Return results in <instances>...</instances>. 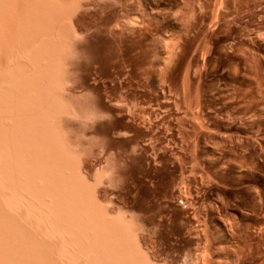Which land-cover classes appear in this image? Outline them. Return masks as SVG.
Segmentation results:
<instances>
[{"label": "rangeland", "instance_id": "obj_1", "mask_svg": "<svg viewBox=\"0 0 264 264\" xmlns=\"http://www.w3.org/2000/svg\"><path fill=\"white\" fill-rule=\"evenodd\" d=\"M1 1L2 0H0V11L2 9L1 14L7 16L4 17L2 15V17L0 15V18H2L0 19V28L2 27L0 31L5 30L3 32H0L1 35L3 34L0 37V44H5L2 45L3 47H5V49L0 47V50L2 49L1 51H3V54L0 52L2 54L0 58L2 57V60H5L3 62L0 59V63H2V65L0 64V73L4 72V74H0V79L3 77V75L6 74L3 77L5 80H0V95L2 96L0 98V100H2L0 102L2 104L0 105L2 106V108L0 107V116H5L0 118L1 122H3L1 123L2 125L0 124L1 129L3 127L2 131L0 129V135L2 133V139L5 138L4 140L0 139V144H2L0 145V149L2 147V149L0 150V153L2 154V156L0 154V161L2 160L1 163L3 164V166L5 165V168L3 170V166L0 163V169L2 170H0V173L2 172L0 176V183H2L0 184L2 186V188L0 186V195L1 193H5V195L0 196V198H4L5 196L7 197L2 200L4 202L1 201L2 198L0 199V217H2L0 220L5 219L3 220L4 222L0 221V224L2 225H0V228H2L0 229V234L2 235L4 232L6 236L3 237L4 235H0L1 238H3L0 239V241L4 240L5 242V244L4 242H1L0 244V251H3H1L2 253L0 252L3 256H0V263L9 264L11 260L10 264H18V261L19 264H22L20 262H23V264H39L41 262V264H57L58 262V264H66L72 261L73 258H71L70 255L74 256V253H76L77 249L79 252L75 255L74 260L76 259V261H72V264L87 263V261L86 263H83L85 262L84 260L89 259H84V257L87 256L81 257L84 260L80 259V262H78L79 259L77 258L79 253L83 252V250L87 248L85 247L82 250V247V251L80 252L79 245L86 246V244H88L87 249H89V246H92L95 250V247L101 246L99 244H96L97 246H95L94 243L93 245H91L92 243L90 244V242L88 241V237H86L83 232L84 230L85 232L88 229L90 230V226L88 225V228L86 225L88 223H85V220H88V222L90 223V218L85 220L82 218V216L85 218L86 212H88V217H90V212L87 211L88 209L86 208V205L92 203L90 201V203L87 201L90 200V197H93V193L91 192V190L93 191V189L90 187V184L87 183L85 177H83L85 176L83 175V168L85 167L83 165H86V162L84 161L87 159H96L93 171L96 170L94 172V176L96 177V181L98 180L97 182L100 184L98 185L97 183V187H99L98 189L107 187L109 191L114 192V194L109 195V197L107 196L105 203L104 201L102 202L104 204H102L101 201L100 204L99 202H96V205H98L97 208H100V212H107L108 215L105 214V217L110 218L112 216L111 219L105 218L106 220H108L106 223H104L105 228L108 225L113 226V229L109 226L112 234V230L115 229V233L116 231L118 234H120L121 231L123 232H121L120 234L122 235L121 237L124 238H122V245L124 244V247H120L122 245H120L121 243L119 244V247L122 249L121 252L125 250H123V248L128 246L127 248L129 250L126 248L125 252L127 251L126 254L129 256L131 255V258H135L136 263L264 264V253H262L264 252V0H116L118 1V3L116 2L117 4H114L115 0H84L89 1L90 3V6L85 9L87 11L86 15H88L85 19L86 21H83V24L84 22L85 24H82L84 26V32L86 31L85 33L88 34H83L81 37L77 34H82L83 30L82 33L76 34L72 29L73 27L71 26L72 24H70V20L68 21V19H70L68 16V12L70 11L67 10H70V7H68L67 5L73 0H62V2L66 1L67 4L65 5L64 3L63 5H61H65L66 7H68V9H64L62 6H60V3H62L61 0H28V2L27 0H21L20 2L19 0H3L5 2L2 1V3ZM7 1L11 6H9ZM23 1L26 3H24ZM78 1L74 0L73 5L77 6L78 3L82 2L83 0ZM74 2L77 3L75 4ZM16 3L18 6H15ZM50 3L54 4V6ZM45 6L49 7L46 9ZM104 6L106 8L110 6V8L108 9V12L110 13L106 11L108 13L107 14L105 11L104 13L102 12L103 10L101 11L102 7ZM57 7H62L64 10L61 9V11H59L58 9L60 8L57 9ZM6 8L7 11L5 10ZM13 8H15V12H13ZM24 10L27 13V17L30 18L31 16L33 20L32 21L30 18L31 23L28 22L29 24H27L29 18H26V13ZM99 10L101 12H99ZM42 11L43 13H39ZM55 11H58V15L56 16L55 14L57 12ZM5 12H10L11 14L9 13L8 15L5 14ZM44 12H46V14L48 13V15H46ZM50 12H53L55 14H51ZM59 12H62L61 14H64L61 16L64 18L62 19V22L60 20L61 17H59V19H56L59 16ZM16 13L18 14L16 15ZM109 14L112 16H110ZM51 15H54L56 18ZM105 15H107L108 17ZM44 16L46 17V19L47 17L54 18H49L50 20L47 19L49 20L48 24L47 21L43 20V18L45 19ZM19 17L21 18L19 19ZM24 18L27 19V21L24 20ZM52 19L57 21L59 20L60 22L53 21ZM5 20L7 23L5 22ZM14 20H16V22L20 20L21 22L19 21L15 25L16 22H14ZM23 21H25V23ZM32 23L33 25L31 26ZM60 23H62V29H59ZM8 24H10V26L14 25L15 27L11 26V28ZM23 24L31 30L28 31V29L24 27ZM45 24H48V26ZM55 24H58V26L56 27ZM37 25L38 27L41 25V28H38ZM42 25L44 26V28H46L42 29ZM29 26L32 28H29ZM16 27H19L20 29ZM52 27H56V33L51 32H55V30H52ZM24 28L26 29L24 30ZM47 28H49V30ZM8 29H10L11 31ZM21 30L23 33L21 32ZM41 30L44 34L41 32ZM8 31L12 32V34ZM48 31H50L51 36H49L50 34H46L49 33ZM5 32L7 33L5 34ZM39 32H41V34ZM58 32L61 34L62 39L60 38L61 36H58ZM7 34H9L11 37L9 38V35L7 36ZM32 35H34V37ZM45 35L47 40L45 39ZM36 36H38L37 39H35ZM52 36H55L57 38L55 39V37ZM22 38L25 39L21 40ZM6 39L8 42L6 41ZM33 39H35V41ZM60 41H64L63 43L65 44H63L62 42L60 44ZM33 42L37 43L34 44ZM54 42L56 43L54 44ZM78 45H80L81 48ZM19 46L20 48H18ZM51 46L55 47V49H52V51L49 50L53 48ZM15 47H17L18 51L19 49L21 50L19 54H17L18 51H14V49L17 50ZM56 47L58 48V51L60 49V52H56ZM3 49L6 51V53ZM13 51L16 54L13 53ZM30 51L31 53H29ZM48 51L51 52L50 55L48 54ZM53 51H55L57 54L60 53V58H63L62 61L59 57L57 58V55L54 57V54L56 53H54ZM25 53H28L29 57ZM12 54L13 56L11 57L13 58H10L9 56ZM21 57L22 59H19ZM34 58H36V60ZM58 62H60V64ZM10 65L11 67H8ZM4 67L9 69H5ZM12 67L13 69L11 70H13V72L10 70V68ZM14 68L17 71L14 72ZM17 68L20 69L18 70ZM6 71L11 74H7ZM31 73H33V75ZM12 75L15 79L12 77ZM18 76H20V78ZM54 77L55 80L53 79ZM43 78L45 79V81ZM12 79L19 80H16L15 82L12 81ZM6 83L9 85H15V83H17L19 86L15 85L12 87L10 85L9 90H12V92L10 93L7 89L8 85ZM31 85L32 87H30ZM60 87H62V89ZM2 89L4 92L2 91ZM19 89L22 90L19 91ZM47 90H49L50 92ZM57 91L59 94L57 93ZM13 93L17 94L14 96L12 95ZM7 94H11V96H8ZM21 95L22 97H24L22 98ZM12 96H14V98ZM101 96L104 97L105 101L110 103L111 106H114L116 110H121L119 112H123L125 114H129V116L135 117V119L140 122L139 124H141V126L144 125L143 127H145L146 130L150 128L148 129L149 131H146L145 129L142 130V132L137 131L138 134L136 135L137 132H127V130L120 128L121 122H118V124H120L118 125L116 124L117 121H114L111 118H98L99 120L97 121V123L95 122L97 118L94 119L95 121L91 120L90 117L93 116V114L91 113H93L94 111V103ZM5 97H7L8 99ZM56 99L57 101H55ZM7 101L8 103H5ZM9 103L10 106H12V109L11 107H9ZM199 103H201L200 105L202 107L199 105ZM4 109L5 114H8H4ZM257 111L259 112V114ZM12 115L17 116L13 117ZM7 116L9 118H7ZM20 117H22L23 119ZM19 120L23 122L21 123ZM93 123H96V125H99V123L103 125L105 131L104 135H94L91 132L90 129ZM144 123L146 124V126ZM44 124L46 125V127H44ZM113 124L118 126V129L115 128L116 126L113 127ZM148 125L150 126L147 127ZM17 127L19 129L21 128L22 131L18 130ZM16 129L17 131H15ZM9 131L11 134L9 133ZM13 131L15 132L12 133ZM4 132L5 134L7 133L6 136H9V138H11L10 140H7L9 138H6V136H4ZM17 134H19V136ZM15 135L20 141L16 137H13ZM63 135L65 138L63 137ZM21 137L24 141L21 140ZM14 140H16V142ZM11 141L14 142L12 143ZM13 145H15L14 149L12 147ZM19 145L23 146L24 149ZM253 145H257V147L260 149V154L262 156V160L260 163L258 162V155L255 154V152L257 153V151L254 150ZM141 146L146 147V150H148L146 151V153L153 159V163H155V169L153 172L154 176L151 178V180H144L145 182L141 178V173H143L144 171L143 159L141 158V153L139 152ZM3 147L4 149L8 148L5 150H8L9 153L8 151L6 152ZM15 147L17 150L15 149ZM4 152H6L7 154ZM12 153L15 156H12ZM17 154H21L20 156L23 158L19 157ZM36 154L40 157H37ZM29 155L30 157H28ZM8 158L10 159L7 161ZM13 158L14 160H12ZM32 159H36L34 160L35 162ZM18 160L21 161L19 162ZM14 161L16 162L14 163ZM17 161L19 164L17 163ZM41 163L45 164L43 165ZM261 164L263 166L262 168ZM42 168L45 171H48L45 172ZM62 169H65V171ZM80 169L83 172V176L81 175V172H78ZM18 170L19 172L24 170V173L21 172L22 174L20 175ZM55 171L57 173H55ZM7 175H10L8 176L10 179L13 177V181L9 180L6 177ZM233 176L237 178L235 179V183L233 181L234 185L230 184L234 178ZM2 178L3 180L6 179L5 183L7 182L8 185H4L5 183L3 182ZM41 178L42 181L40 180ZM49 178H51V180ZM15 179L18 181H16ZM43 179L45 180V182ZM53 179L55 180V182ZM7 180H9L10 182ZM11 181L14 183H12ZM63 181L65 182V184ZM142 181L144 182V184H142ZM243 181L249 182L246 183L245 186H243L241 184ZM25 184L27 186L26 188L31 189L30 191H25ZM3 185L4 187L10 186V192L12 191L10 193V196L12 197L13 195L15 199L11 197L9 198V189L7 187L4 188ZM13 185H15L16 187ZM261 185L263 186V189L262 187H259ZM73 186L74 188H77V193L79 191L78 194L80 195L81 193L82 196L76 197L75 193H73L76 189H74ZM13 188L15 189V192H19L14 193ZM171 188L173 190L175 189L174 191L176 192L177 196L175 197L173 202L175 203L176 201V204H180V211H177L173 208H170L169 210V206L166 204L168 200H171L169 195V190ZM20 189H23L22 192ZM33 190H35V192ZM41 192L44 195H47V192H51L53 194V197L56 193L55 196H57V198L54 197L56 201L54 199H51L53 198L51 197L52 195H49V198L51 197L50 199H48L46 195L45 196L48 199L47 202H50L51 204L55 201L57 205H54V203L52 204L53 206H51L50 204L47 205V202L45 201L44 203H42L45 196H43ZM20 193L24 198L23 200L22 196L19 195ZM27 193H30L31 198ZM71 193L75 196H73ZM26 194L28 196H26ZM70 194L72 197H69ZM18 195L20 197V200L17 197ZM59 196L61 197L59 198ZM65 196L68 197V200H70L69 202ZM32 197H36L35 200ZM74 197L80 198V200L82 198V202H80L79 199H77V201H79L83 205L81 206L80 203H78L79 205H76L77 202L76 204H73L75 203L74 201H76L73 200L75 199ZM7 198L8 200H10V202H7ZM26 198H30L29 200L32 199L33 201H30L32 204H28L30 202H28L29 200H27ZM25 199L27 201L26 203ZM41 199L42 201H40ZM51 200L54 201L52 202ZM37 201L39 203L41 202L42 204H38ZM57 201L58 203H61L58 204ZM19 202L21 203L19 204ZM14 203H16V207L18 206L17 208L13 207ZM123 203L129 204L130 210L127 211L126 209H124ZM9 204L11 208L8 207ZM43 204L45 205L43 206ZM71 204L73 206H71ZM90 205L88 206L90 207ZM35 206L38 208L35 209ZM75 206H78V209L80 208L81 213L77 214V212H74V210H77L74 208ZM79 206L85 208H81ZM103 206H105V208ZM58 207L61 209L59 210ZM32 209H34V212L32 211ZM42 209L46 210L47 212L44 211V213ZM62 209L65 212H63ZM81 209L87 210H83L82 212ZM24 210L26 212L32 211L31 213H34L35 217L30 215V213H26ZM35 210L36 213L40 215L39 217L38 214H35ZM48 210H50V213H48ZM51 210H53L52 212L54 214L51 212ZM69 211L71 212L72 217H70L71 214H67L69 213ZM186 211H189V214H187L188 216H185V214H183ZM237 211L242 212V216L237 213ZM61 212L63 214L66 213L64 214L65 216L68 215L70 218H72V220L69 217L64 218V215H62L65 220L69 218L70 221H73L74 223L77 219V223H81L82 225H76L80 226L82 229V232L79 235L81 236V234L83 233V235L80 237L83 244L80 241L79 237L74 238L76 239L77 243H80L79 245L77 244L79 248L75 247L76 251L73 249L75 244L73 242L72 243L74 245L70 243L71 241H74V239H71L68 236L69 233L66 232L68 233V235L66 234L67 237H65V235L62 236L63 233L65 234L64 229L68 226L70 221L66 220V222H64V219L60 220L59 218L62 214ZM74 213L77 215H75ZM56 214H58L59 217ZM116 214L119 215L116 216ZM130 214H133L134 218H130ZM103 215L104 214H102V216ZM41 216H43V219ZM77 216H79V218ZM6 220H9L10 223L12 221L14 222L10 225V223H8ZM54 220L57 223H60L59 225L54 223L59 227L62 226L63 223H65L64 228L60 227V229L64 232L61 233V235H55V237L53 236V229L50 225H47L49 224V222L50 224L51 222L53 224ZM71 223L69 225L70 227L68 226L70 229L75 226L74 224V226L71 225ZM84 223L86 228H84ZM107 223L109 224L106 226ZM54 224L53 228L55 226ZM16 227L18 228V231H15ZM3 228H5L4 231H2ZM8 228H10L11 230H7ZM12 228H15L14 231L16 234L14 233ZM60 229L56 228V231ZM81 229L78 228V231ZM47 230H51L53 233L51 231L48 232ZM74 230H76V228L72 229L71 231L75 232ZM5 231L7 233L11 232L12 235L5 233ZM107 231H109V229ZM107 231L105 230V232ZM255 231L261 237V241H254L250 239L251 233H256ZM17 232L19 236L17 235ZM57 232L55 234H57ZM78 233L75 232L76 235L73 233H71L70 235H75L74 237H76L78 236ZM44 234H48V236H45ZM107 234L108 232L104 234L103 239V245L106 246L105 250L108 247V244L106 245L105 243L110 242L108 241V238L111 237L112 239V237L114 236H110L109 234ZM8 235L11 236L10 239L14 243L10 242L11 240H9ZM16 235L19 239L16 238L15 240ZM136 235H144V238L148 242L149 252L146 249L144 250V248L140 247L141 243L140 240L138 242L137 239L139 237ZM50 236L52 237L50 238ZM59 236H61L62 238ZM115 236H118L117 239H121L119 235ZM84 237L87 238V241L83 239ZM6 238L8 239L5 240ZM13 238L15 241L13 240ZM105 238L107 239L105 240ZM83 240L86 242H84ZM91 240L92 239L90 238V241ZM119 240H117L118 243ZM6 241L9 244H6ZM131 241L134 242L132 243ZM66 242L68 243V245L65 244ZM2 243L4 244L6 250L3 247ZM15 243L17 246L15 245ZM18 243L21 244L18 245ZM25 243L27 244V247ZM115 243L117 242L115 241ZM115 243L111 242L109 244V247L112 244L115 245ZM138 243H140V245ZM22 244L24 248L22 247ZM30 244H34L32 248ZM125 244H127V246H125ZM6 245L8 246V248ZM40 245L42 248L40 247ZM34 246H37V250ZM252 246L254 247L251 249ZM18 247H20L21 249H18ZM92 247L91 250L93 249ZM58 248L60 250H58ZM99 248L100 250L97 249V252L101 257L98 256V253H96L98 254L96 257H100L101 259H103L102 256L104 255L102 254L104 253H100V251L104 250V247ZM12 250L15 252L13 253ZM20 250H24L23 253ZM62 250L63 252H61ZM67 250L69 252L71 251L70 254L67 252ZM91 250H89V253ZM112 250L113 247L112 249H109V251L107 250V252L109 253ZM5 251L9 253L10 256L9 254L8 256H5V254L7 255ZM11 251L14 255L11 253ZM64 251L65 253H67L65 254ZM129 251L131 253H128ZM16 252H21V255L19 256V254ZM27 252L28 254H30V256L27 254ZM85 252L84 255H87L88 252ZM112 252L115 253L114 250ZM59 253L60 255H62L59 256L60 258L57 256L59 255ZM89 253L88 256H90ZM16 254H18L19 257ZM33 254L34 257L32 256ZM67 254L69 256H65ZM109 254L105 253V256L109 258ZM122 254L120 253V255H118L120 256L119 258L127 257L125 254L124 256ZM149 254L155 256L156 260L154 262H151L153 261L152 259H148ZM80 255L83 256V254ZM138 255H140L141 259L138 257ZM260 256L262 257L260 258ZM6 257L9 262H7ZM11 257L14 258L11 259ZM15 257L18 259H20L21 257L23 261L21 259L16 260ZM31 257L33 259H31ZM68 257L71 258L70 261L68 260ZM106 257H104L105 260L107 259ZM116 257L117 256H114L113 259H115ZM36 258L38 259L36 260ZM66 258L68 259L66 260ZM131 258L125 259L124 261L122 259H119L121 262L123 261L122 263L119 261V264H123L126 260H129ZM91 259L93 260L94 258H90L89 260L91 261ZM113 259H111L112 261L108 259L105 261V263L103 262V260L102 264L113 262ZM63 260H65L66 263L63 262ZM97 260L99 261V258L95 259L93 261L94 263L92 264H96V262L98 263ZM145 260L147 261V263ZM15 261L16 263H14ZM90 261L88 262V264H91L92 261ZM99 263L101 264V260L99 261ZM130 264H133V262H131Z\"/></svg>", "mask_w": 264, "mask_h": 264}, {"label": "bare ground", "instance_id": "obj_2", "mask_svg": "<svg viewBox=\"0 0 264 264\" xmlns=\"http://www.w3.org/2000/svg\"><path fill=\"white\" fill-rule=\"evenodd\" d=\"M2 1H3V0H2ZM2 1H1V3H2ZM13 1H14V0H13ZM20 1H21V0H19V2H20ZM30 1H31V0H30ZM50 1H52V0H50ZM73 1H74V0H73ZM73 1H72V2H69V1H68L69 3H68L67 6L70 7V10H67V11H70V12H68V14H69L68 16H69V18H70V19H68V21L70 20L71 23H70V22H69V23L72 24V25H71V26L73 27L72 29H73L74 32L77 34V33H82V30H83V27H84L83 25L85 24V22H84V24H83V21H84V20L86 19V17L88 16V15H86V12H87V11H86L85 9H86L87 7L90 6V3H89V1H84V0H83L82 2L78 3L77 6H74V5H73ZM77 1H78V0H77ZM91 1H92V0H91ZM97 1H98V0H97ZM113 1H114V0H113ZM3 2H5V1H3ZM11 2H12V1H11ZM11 2H10V3H11ZM19 2H18V3H19ZM23 2H24V1H23ZM23 2H21V3H23ZM27 2H28V0H27ZM38 2H39V1H38ZM54 2H56V1H54ZM54 2H53V3H54ZM61 2H62V0H61ZM78 2H79V1H78ZM104 2H106V1H104ZM116 2L118 3V1L115 0L114 4H115ZM7 3H8V1H7ZM12 3H13V2H12ZM14 3H15V2H14ZM24 3H26V2H24ZM36 3H37V2H36ZM64 3H65V5L67 4V2L65 1V2L60 3V6H62ZM74 3L76 4L77 2H74ZM91 3H92V2H91ZM117 3H116V4H117ZM121 3H122V2H121ZM8 4H9V3H8ZM30 4H31V2H30ZM33 4H34V3H33ZM45 4H46V3H45ZM50 4L54 6V4H52V3H50ZM50 4H49V6H50ZM61 4H62V5H61ZM95 4H96V3H95ZM95 4H94V5H95ZM0 5H1V4H0ZM3 5H4V4H3ZM65 5L62 6V7H63L64 9H65V8L68 9V7H66ZM69 5H70V6H69ZM111 5H112V4H111ZM111 5H110V6H111ZM9 6H11V5L9 4ZM15 6H18L17 3H16ZM23 6H24V5H23ZM43 6H44V5H43ZM49 6H48V7H49ZM55 6H56V5H55ZM73 6H74V7H73ZM97 6H98V4H97ZM105 6H106V5H105ZM105 6L102 7V9H101V11L103 10V11H102L103 13H104V11H105V12H106V11L108 12V11H109L108 9L110 8V6H109L108 8H106L107 6H106V7H105ZM0 7H1V6H0ZM2 7H3V6H2ZM4 7H6V6H4ZM34 7H35V6H34ZM48 7L45 6L46 9H47ZM62 7H61V8H60V7H57V9L60 8V9H58V10L61 11V9H63ZM7 8H8V7H7ZM7 8L5 9L6 11H7ZM18 8H19V7H18ZM22 8H24V7H22ZM25 8H26V7H25ZM28 8H29V7H28ZM45 8H43V9H45ZM51 8H52V6H51ZM94 8H95V7H94ZM98 8H100V7H98ZM182 8H183V7H182ZM9 9H10V8H9ZM31 9H32V8H31ZM41 9H42V8H41ZM64 9H63V10H64ZM117 9H118V8H117ZM10 10H11V9H10ZM14 10H15V8H13V12L16 11V10H15V11H14ZM21 10H22V9H21ZM21 10H20V11H21ZM26 10H27V9H26ZM28 10H29V9H28ZM49 10H50V9H49ZM63 10H62V11H63ZM110 10H112V9H110ZM113 10H114V7H113ZM1 11H2V9H1ZM1 11H0V15L2 16L3 14H1ZM22 11H23V10H22ZM24 11H25V10H24ZM43 11H44V10H43ZM43 11H42V12H39V13H43ZM46 11H47V10H46ZM65 11H66V10H65ZM101 11L99 10V12H101ZM13 12H12V14H13ZM27 12H28V11H27ZM34 12H35V11H34ZM55 12H57V13H56V14L53 13V12H50V13H51V14H55V16L58 15V11H55ZM97 12H98V11H97ZM107 12H106V13H107ZM115 12H116V10H115ZM2 13H3V12H2ZM9 13H10V12H8V13L5 12V14H8V15H9ZM19 13H20V12H19ZM21 13H22V12H21ZM25 13H26V11H25ZM25 13H23V14H25ZM28 13H29V12H28ZM44 13L46 14V12H44ZM61 13H62V12H59V16H58V18H56L54 15H51V16H54L56 19H59V17H61L62 15H64V14H61ZM64 13H65V12H64ZM108 13H110V12H108ZM108 13H107V14H108ZM111 13H112V12H111ZM10 14H11V13H10ZM14 14H15V13H14ZM17 14H18V13H16V15H17ZM23 14H22V16H23ZM60 14H61V15H60ZM114 14H115V13H114ZM114 14H113V15H114ZM34 15H35V14H34ZM46 15H48V13H47ZM46 15H45V16H46ZM65 15H66V14H65ZM101 15H102V14H101ZM103 15H104V14H103ZM109 15H110V14H109ZM3 16H4V15H3ZM3 16H2V17H3ZM6 16H7V15H6ZM6 16H4V17H6ZM18 16H19V15H18ZM18 16H17V17H18ZM20 16H21V15H20ZM29 16H30V15H29ZM39 16H40V15H39ZM45 16H44V17H45ZM105 16H107V15H105ZM110 16H112V15H110ZM11 17H12V15H11ZM15 17H16V16H15ZM35 17H36V16H35ZM54 17H49V18H54ZM65 17H66V16H65ZM107 17H108V16H107ZM8 18H9V16H8ZM20 18H21V17H19V19H20ZM26 18H29V17H27V13H26ZM30 18H31V16H30ZM30 18H29L28 21H27V19L24 18V20L27 21V24L31 23L32 18H31V20H30ZM39 18H40V17H39ZM39 18H38V19H39ZM41 18H42V17H41ZM49 18L47 17V19H49ZM66 18H67V17H66ZM115 18H116V17H115ZM0 19H2V18H0ZM14 19H15V18H14ZM47 19H46V17H45V19L43 18V20L47 21V23H48L50 19H49V20H47ZM62 19H64V18H63V17L60 18L61 22L63 21ZM10 20H11V19H10ZM12 20H13V19H12ZM17 20H18V19H17ZM22 20H23V18H22ZM52 20H53V19H52ZM3 21H4V20H3ZM19 21H20V20H19ZM19 21H17V22H19ZM32 21H33V20H32ZM45 21H44V22H45ZM53 21H57V20H53ZM65 21H67V20H65ZM85 21H86V20H85ZM5 22H6V20H5ZM12 22H13V21H12ZM14 22H16V20H14ZM17 22L15 23V25L17 24ZM20 22H21V21H20ZM23 22L25 23V21H23ZM28 22H29V23H28ZM40 22H41V21H40ZM40 22H39V23H40ZM57 22H60V21L58 20ZM57 22H56V23H57ZM6 23H7V22H6ZM6 23H5V24H6ZM10 23H11V22H10ZM50 23H51V22H50ZM54 23H55V22H54ZM67 23H68V22H67ZM110 23H111V22H110ZM12 24H14V23H12ZM27 24H26V25H27ZM37 24H38V23H37ZM40 24H41V23H40ZM48 24H49V23H48ZM48 24H45V25L48 26ZM60 24H61V25H60ZM60 24H59V29H62V23H60ZM63 24H64V22H63ZM65 24H66V23H65ZM82 24H83V25H82ZM116 24H117V23H116ZM8 25L10 26V24H8ZM20 25H21V23H20ZM23 25H24V24H23ZM32 25H33V23L31 24V26H32ZM11 26H12V25H11ZM11 26H10V27H11ZM13 26H14V25H13ZM13 26H12V27H13ZM40 26H41V25H40ZM40 26H39V27H40ZM52 26H53V24H52ZM55 26L57 27L58 24H57V25L55 24ZM134 26H135V25H134ZM12 27H11V28H12ZM14 27H15V26H14ZM20 27H21V26H20ZM24 27H26V26L24 25ZM33 27H34V26H33ZM35 27H36V26H35ZM37 27H38V25H37ZM39 27H38V28H39ZM56 27H52V30H55ZM60 27H61V28H60ZM106 27H107V26H106ZM16 28L20 29L19 27H16ZM26 28H27V27H26ZM26 28H24V30H25ZM29 28H32V27L29 26ZM40 28H41V27H40ZM43 28H44V26L42 25V29H43ZM45 28H46V27H45ZM45 28H44V29H45ZM50 28H51V24H50ZM110 28H112V27H110ZM114 28H115V26H114ZM117 28H118V26H117ZM125 28H126V27H125ZM125 28H124V29H125ZM136 28H137V27H136ZM0 29H2V27H1ZM18 29H17V31H18ZM21 29H22V28H21ZM27 29H28V28H27ZM35 29H36V28H35ZM47 29L49 30V28H47ZM57 29H58V28H57ZM84 29H85V28H84ZM140 29H141V28H140ZM6 30H7V28H6ZM8 30H10V29H8ZM12 30H14V29H12ZM22 30H23V29H22ZM22 30H21V32H22ZM30 30H31V29H28V31H30ZM39 30H40V29H39ZM50 30H51V29H50ZM1 31L3 32V31H5V30H1ZM1 31H0V32H1ZM10 31H11V30H10ZM15 31H16V30H15ZM15 31H14V32H15ZM33 31H34V30H33ZM46 31H47V30H46ZM57 31H60V30H57ZM111 31H112V30H111ZM131 31H132V30H131ZM133 31H134V30H133ZM135 31H136V30H135ZM8 32H9V31H8ZM26 32H27V30H26ZM26 32H25V33H26ZM31 32H32V31H31ZM41 32H42V30H41ZM41 32H39V33L41 34ZM48 32H49V33H46V32H45V33H46V34H50V31H48ZM51 32L56 33V30H55V32H54V31H51ZM85 32H86V31H85ZM85 32H84V30H83V33H82V34H77V35H80V37H81L83 34H88V33H85ZM115 32H116V31H115ZM6 33H7V32H5V34H6ZM9 33L12 34V32H9ZM22 33H23V32H22ZM42 33H43V32H42ZM58 33H59V32H58ZM61 33H62V32H61ZM112 33H113V32H112ZM122 33H123V31H122ZM17 34H18V32H17ZM17 34H16V36H17ZM20 34H21V33H20ZM32 34H33V33H32ZM40 34H39V37H40ZM43 34H44V33H43ZM71 34H72V33H71ZM110 34H111V32H110ZM2 35H3V34H2ZM2 35L0 34V37H1ZM8 35H9V34H7V36H8ZM13 35H15V34H13ZM55 35H56V34H55ZM72 35H73V34H72ZM117 35H118V34H117ZM120 35H122V34H120ZM7 36H6V37H7ZM32 36L34 37V35H32ZM49 36H51V34H50ZM58 36H61V34L59 33ZM84 36H85V35H84ZM88 36H89V35H88ZM3 37H4V36H3ZM10 37H11V36L9 35V38H10ZM20 37H21V36H20ZM26 37H28V36H26ZM37 37H38V36H36L35 39H37ZM52 37H55V36H52ZM7 38H8V37H7ZM49 38H50V37H49ZM56 38H57V37H55V39H56ZM60 38L62 39V36H61ZM23 39H25V38H22L21 40H23ZM26 39H27V38H26ZM35 39H33V40L35 41ZM45 39H46V35H45ZM45 39H44V41H45ZM61 39H60V40H61ZM42 40H43V39H42ZM46 40H47V39H46ZM49 40H50V39H49ZM63 40H64V39H63ZM6 41H7V39H6ZM13 41H14V40H13ZM17 41H18V40H17ZM37 41H38V40H37ZM57 41H58V40H57ZM57 41H56V42H57ZM4 42H5V41H4ZM7 42H8V41H7ZM7 42H6V43H7ZM10 42H11V41H10ZM31 42H32V41H31ZM41 42H42V41H41ZM56 42H54V44H55ZM61 42H62V41H60L59 43L61 44ZM63 42H64V41H63ZM63 42H62V43H63ZM11 43H12V42H11ZM13 43H14V42H13ZM20 43H21V41H20ZM33 43L35 44V43H37V42H33ZM39 43H40V42H39ZM52 43H53V42H52ZM59 43H57V44H59ZM3 44H4V43H2V45H3ZM8 44H10V43H8ZM30 44H31V43H30ZM45 44H46V43H45ZM47 44H48V43H47ZM50 44H51V41H50ZM63 44H65V43H63ZM76 44H77V43H76ZM0 45H1V44H0ZM2 45H1L0 47H2V48L5 49V47H3ZM4 45H5V44H4ZM12 45H13V44H12ZM24 45H25V44H24ZM38 45H39V44H38ZM80 45H81V43H80ZM80 45H78V46L80 47ZM6 46H7V45H6ZM13 46H14V45H13ZM16 46H17V45H16ZM22 46H23V44H22ZM36 46H37V44H36ZM41 46H42V45H41ZM64 46H65V45H64ZM82 46H83V45H82ZM172 46H173V45H172ZM11 47H12V46H11ZM38 47H39V46H38ZM47 47H48V46H47ZM51 47H53V48H51V49H49V50L52 51V49H55L54 46H51ZM57 47H59V46H57ZM57 47H56V49H57L56 52H60V49H59V51H58V48H57ZM71 47H72V46H71ZM233 47H234V46H233ZM15 48L17 49V47H15ZM18 48H20V46H19ZM30 48H31V47H30ZM60 48H62V47H60ZM80 48H81V47H80ZM171 48H172V47H171ZM4 49H3V50H4ZM12 49H14V48H12ZM22 49H23V48H22ZM26 49H27V48H26ZM44 49H45V48H44ZM68 49H69V48H68ZM173 49H174V48H173ZM1 50H2V49H1ZM1 50H0V52L2 53L3 51H1ZM24 50H25V49H24ZM29 50H32V49H29ZM41 50H42V49H41ZM62 50H63V49H62ZM169 50H170V49H169ZM4 51H5V50H4ZM14 51L17 52L18 49H17V50L14 49ZM14 51H13V53H15ZM26 51H27V50H26ZM36 51H37V50H36ZM44 51H45V50H44ZM44 51H43V52H44ZM10 52H11V49H10ZM20 52H21V50L19 49V51L17 52V54H19ZM43 52H42V53H43ZM53 52L56 53L55 51H53ZM167 52H168V51H167ZM1 53H0V54H1ZM5 53H6V51H5ZM22 53H23V51H22ZM29 53H31V51H30ZM38 53H39V52H38ZM42 53H41V54H42ZM50 53H51V52L48 51V54H49V55H50ZM54 53H52V54H54ZM168 53H169V52H168ZM170 53H171V52H170ZM2 54H3V53H2ZM2 54H1L0 56H2ZM10 54H11V53H10ZM15 54H16V53H15ZM25 54H27V56H28V53H25ZM35 54H36V53H35ZM35 54H34V55H35ZM43 54H44V53H43ZM46 54H47V53H46ZM59 54H60V53H58V54H57V53L54 54V57L57 55V58H58V57L60 58V55H59ZM20 55H21V54H20ZM37 55H38V54H37ZM39 55H40V54H39ZM172 55H173V53H172ZM3 56H4V55H3ZM11 56H13V54L9 56L10 58H13V57H11ZM14 56H15V55H14ZM17 56H19V55H17ZM22 56H23V55H22ZM32 56H33V55H32ZM32 56H31V57H32ZM61 56H62V54H61ZM7 57H8V56H7ZM7 57H6V58H7ZM28 57H29V56H28ZM45 57H46V56H45ZM170 57H171V56H170ZM17 58H18V57H17ZM75 58H76V57H75ZM226 58H227V57H226ZM0 59L2 60L3 58L1 57ZM19 59H22V57L19 58ZM27 59H28V58H27ZM34 59L36 60V58H34ZM38 59H39V58H38ZM60 59H61V61H62L63 58L61 57ZM65 59H66V58H65ZM170 59H171V58H170ZM13 60H15V59H13ZM43 60H44V59H43ZM53 60H54V59H53ZM2 61L4 62L5 60H2ZM2 61H1V62H2ZM9 61H10V60H9ZM17 61H18V60H17ZM17 61H15V62H17ZM24 61H25V60H24ZM28 61H29V60H28ZM38 61H39V60H38ZM61 61H60V62H61ZM67 61H68V60H67ZM10 62H11V61H10ZM26 62H27V61H26ZM41 62H42V60H41ZM56 62H57V61H56ZM60 62H58V63L60 64ZM48 63H49V62H48ZM53 63H54V62H53ZM61 63H62V62H61ZM0 64L2 65V63H0ZM16 64H17V63H16ZM16 64H14V65H16ZM19 64H20V63H19ZM35 64H36V63H35ZM54 64H55V63H54ZM1 65H0V66H1ZM26 65H27V64H26ZM30 65H31V64H30ZM50 65H51V64H50ZM62 65H63V64H62ZM204 65H205V64H204ZM64 66H65V65H64ZM8 67H11V65L8 66ZM13 67H18V66H13ZM13 67L10 68V70L13 69ZM40 67H41V66H40ZM49 67H50V66H49ZM61 67H63V66H61ZM4 68H5V67H4ZM21 68H22V67H21ZM37 68H38V67H37ZM42 68H43V67H42ZM50 68H51V67H50ZM50 68H49V69H50ZM73 68H74V67H73ZM120 68H121V67H120ZM237 68H238V67H237ZM5 69H9V68H5ZM17 69L19 70L20 68H17ZM24 69H25V68H24ZM40 69H41V68H40ZM52 69H53V68H52ZM60 69H61V68H60ZM3 70H4V69H3ZM35 70H37V69H35ZM46 70H47V69H46ZM50 70H51V69H50ZM50 70H49V71H50ZM68 70H69V69H68ZM0 71H1V70H0ZM11 71L13 72V70H11ZM11 71H10V72H11ZM15 71H17V70H15V68H14V72H15ZM21 71H22V70H21ZM42 71H43V70H42ZM56 71H57V70H56ZM73 71H74V69H73ZM120 71H121V70H120ZM163 71H165V70H163ZM6 72H7V71H6ZM19 72H20V71H19ZM23 72H24V71H23ZM23 72H22V73H23ZM36 72H37V71H36ZM38 72H40V71H38ZM50 72H51V71H50ZM52 72H53V71H52ZM167 72H168V71H167ZM195 72H196V71H195ZM2 73L4 74V72H2ZM2 73H0V74H2ZM26 73H30V72H26ZM33 73H34V72H33ZM33 73H31V74L33 75ZM42 73H43V72H42ZM54 73H55V72H54ZM59 73H60V72H59ZM59 73H58V74H59ZM189 73H190V72H189ZM205 73H206V72H205ZM7 74H11V73L7 72ZM12 74H14V73H12ZM17 74H18V73H17ZM17 74H15V75H17ZM45 74H46V73H45ZM58 74H56V75H58ZM61 74H62V72H61ZM5 75H6V74H5ZM5 75H3V77H4ZM15 75H14V76H15ZM46 75H47V74H46ZM53 75H54V74H53ZM115 75H116V74H115ZM0 76H1V75H0ZM7 76H8V75H7ZM10 76H11V75H10ZM20 76H21V75H20ZM20 76H18V77L20 78ZM30 76H31V75H30ZM41 76H42V75H41ZM43 76H44V75H43ZM59 76H60V75H59ZM72 76H73V75H72ZM161 76H162V75H161ZM165 76H166V75H165ZM189 76H190V75H189ZM3 77L1 78L2 81H3V79H4ZM8 77H9V76H8ZM12 77H13V75H12ZM12 77H11V78H12ZM27 77H28V76H27ZM31 77H32V76H31ZM39 77H40V76H39ZM49 77H50V76H49ZM60 77H61V76H60ZM167 77H168V76H167ZM200 77H201V76H200ZM13 78H14V77H13ZM46 78H47V77H46ZM119 78H120V77H119ZM201 78H202V77H201ZM1 79H0V80H1ZM14 79H15V78H14ZM43 79H44V78H43ZM48 79H49V78H48ZM50 79H51V78H50ZM53 79L55 80V77H54ZM165 79H166V78H165ZM186 79H187V78H186ZM4 80H5V79H4ZM6 80H7V79H6ZM16 80H17V79H16ZM16 80H13V79H12V81H15V82H16ZM18 80H19V79H18ZM18 80H17V81H18ZM21 81H22V80H21ZM40 81H41V80H40ZM44 81H45V79H44ZM50 81H52V80H50ZM57 81H58V80H57ZM0 82H1V81H0ZM19 82H20V81H19ZM19 82H18V83H19ZM27 82H28V81H27ZM38 82H39V81H38ZM42 82H43V81H42ZM55 82H56V81H55ZM184 82H185V81H184ZM3 83H5V82H3ZM7 83H8V82H7ZM7 83H6V84H7ZM13 83H14V82H13ZM13 83H12V84H13ZM23 83H24V82H23ZM31 83H32V82H31ZM36 83H37V82H36ZM43 83H44V82H43ZM33 84H35V83H33ZM53 84H54V83H53ZM57 84H59V83H57ZM62 84H63V82H62ZM1 85H2V84H1ZM7 85H8V88H7V89L9 90V87H10L11 84H10V85L7 84ZM7 85H6V87H7ZM15 85H18V84L15 83ZM15 85H11V86L13 87V86H15ZM23 85H25V84H23ZM190 85H191V83H190ZM190 85H189V86H190ZM2 86H3V85H2ZM2 86H1V87H2ZM18 86H19V85H18ZM33 86H34V85H33ZM6 87H5V88H6ZM23 87H24V86H23ZM25 87H26V86H25ZM30 87H32V85H31ZM34 87H35V86H34ZM38 87H39V86H38ZM190 87H191V86H190ZM14 88H16V87H14ZM14 88H13V89H14ZM17 88H18V87H17ZM26 88H27V87H26ZM43 88H44V87H43ZM52 88H53V87H52ZM60 88L62 89V87H60ZM83 88H84V87H83ZM7 89H5V90H7ZM10 89H12V88H10ZM48 89H49V88H48ZM55 89H56V88H55ZM15 90H16V89H15ZM21 90H22V89H19V91H21ZM24 90H25V89H24ZM26 90H27V89H26ZM36 90H37V89H36ZM36 90H35V91H36ZM64 90H65V89H64ZM68 90H69V88H68ZM189 90H190V89H189ZM198 90H199V89H198ZM2 91H3V89H2ZM17 91H18V90H17ZM27 91H28V90H27ZM37 91H38V90H37ZM40 91H41V90H40ZM47 91H49V90H47ZM3 92H4V91H3ZM9 92L11 93L12 90H9ZM13 92H14V91H13ZM15 92H16V91H15ZM25 92H26V91H25ZM45 92H46V90H45ZM49 92H50V91H49ZM199 92H200V91H199ZM19 93H20V92H19ZM57 93H58V91H57ZM190 93H191V91H190ZM0 94H1V93H0ZM16 94H17V93H16ZM16 94L13 93L12 95L15 96ZM20 94H21V93H20ZM23 94H24V93H23ZM38 94H39V93H38ZM50 94H51V93H50ZM58 94H59V93H58ZM3 95H4V94H3ZM5 95H6V94H5ZM7 95H8V94H7ZM9 95L11 96V94H9ZM9 95H8V96H9ZM199 95H200V94H199ZM8 96H7V97H8ZM14 96H12V97L14 98ZM19 96H20V95H19ZM19 96H18V97H19ZM58 96H59V95H58ZM1 97H2V96L0 95V98H1ZM7 97H5V98H7ZM21 97H22V95H21ZM23 97H24V96H23ZM23 97H22V98H23ZM51 97H52V95H51ZM61 97H62V96H61ZM200 97H201V96H200ZM3 98H4V96H3ZM13 98H12V99H13ZM15 98H16V97H15ZM32 98H33V97H32ZM7 99H8V98H7ZM10 99H11V97H10ZM57 99H58V97H57ZM57 99H56L55 101H57ZM3 100H4V99H3ZM5 100H6V99H5ZM16 100H17V99H16ZM18 100H21V99H18ZM22 100H23V99H22ZM27 100H28V97H27ZM31 100H32V99H31ZM59 100H61V99H59ZM67 100H68V99H67ZM204 100H205V99H204ZM1 101H2V100H0V102H1ZM13 101H14V100H13ZM45 101H46V100H45ZM48 101H49V100H48ZM201 101H202V99H201ZM3 102H4V101H3ZM15 102H16V101H15ZM34 102H35V101H34ZM5 103H8V101L5 102ZM12 103H14V102H12ZM12 103H11V105H12ZM31 103H32V102H31ZM38 103H39V102H38ZM43 103H44V102H43ZM55 103H56V102H55ZM59 103H61V102H59ZM225 103H226V102H225ZM62 104H63V103H62ZM200 104H201V103H199V105H200ZM207 104H208V103H207ZM0 105H2V104L0 103ZM8 105H9V107H11V109H12V106H10V103H9ZM13 105H15V104H13ZM18 105H20V104H18ZM21 105H22V104H21ZM37 105H38V104H37ZM47 105H48V103H47ZM65 105H66V104H65ZM67 105H68V103H67ZM32 106H33V105H32ZM52 106H53V105H52ZM52 106H51V107H52ZM200 106H201V105H200ZM203 106H204V105H203ZM224 106H225V104H224ZM0 107L2 108V106H0ZM3 107H4V106H3ZM6 107H7V106H6ZM13 107H14V106H13ZM33 107H34V106H33ZM201 107H202V106H201ZM201 107H198V108H201ZM14 108H15V107H14ZM27 108H28V107H27ZM36 108H37V107H36ZM47 108H48V107H47ZM57 108H58V107H57ZM61 108H62V106H61ZM116 108H117V107H116ZM255 108H256V105H255ZM9 109H10V108H9ZM18 109H19V108H18ZM38 109H39V108H38ZM257 109H258V108H257ZM32 110H33V109H32ZM36 110H37V109H36ZM40 110H41V109H40ZM52 110H53V109H52ZM57 110H58V109H57ZM259 110H260V108H259ZM0 111H1V110H0ZM11 111H12V110H11ZM13 111H14V110H13ZM34 111H35V110H34ZM34 111H32V112H34ZM50 111H51V110H50ZM55 111H56V109H55ZM119 111H121V110H119ZM119 111L116 110V109L114 108V106H111L110 103H108L107 101H105V98L101 96L99 99H97V100L95 101V103H94V111H93V113H91V114H93V116L90 117V118H91V120H94V119L97 118L96 121L94 120L96 123H97V121H98L100 118H102V119H104L105 117H106V118H109V119L111 118L112 120L117 121V123L115 122L116 124H118V122H119V123L121 122V125H120V124H118V125L121 126L120 128H123V129L127 130V132H128V131H134V132H137V131L139 132V131H141V132H142V130L145 129V127H143L144 125L141 126V124H139L140 122H138V121L135 119V117L129 116V114H125V113H123V112H119ZM9 112H10V111H9ZM25 112H26V111H25ZM46 112H47V111H46ZM53 112H54V111H53ZM257 112H258V111H257ZM12 113H13V112H12ZM61 113H62V112H61ZM2 114H3V113H2ZM4 114H5V109H4ZM6 114H8V113H6ZM6 114H5V115H6ZM10 114H11V113H10ZM10 114H9V115H10ZM16 114H17V113H16ZM22 114H23V112H22ZM65 114H66V113H65ZM65 114H64V115H65ZM258 114H259V112H258ZM9 115H8V116H9ZM54 115H55V114H54ZM61 115H62V114H61ZM3 116H4V115L0 116V118L3 117ZM8 116H7V118H9ZM10 116H11V115H10ZM12 116L14 117L15 115H12ZM16 116H17V115H16ZM16 116H15V117H16ZM21 116H22V115H21ZM24 116H25V115H24ZM259 116H261V115H259ZM4 117H5V116H4ZM66 117H67V116H66ZM7 118H6V119H7ZM10 118H11V117H10ZM20 118H22V117H20ZM20 118H19V119H20ZM37 118H38V117H37ZM40 118H41V117H40ZM43 118H44V117H43ZM45 118H46V117H45ZM58 118H59V117H58ZM98 118H99V119H98ZM137 118H138V117H137ZM208 118H209V117H208ZM213 118H214V117H213ZM3 119H5V118H3ZM22 119H23V118H22ZM53 119H54V118H53ZM215 119H216V118H215ZM46 120H47V119H46ZM57 120H58V119H57ZM87 120H88V119H87ZM13 121H14V119H13ZM19 121H20V120H19ZM32 121H33V120H32ZM36 121H37V120H36ZM206 121H207V119H206ZM5 122H6V121H5ZM9 122H10V121H9ZM20 122H21V121H20ZM20 122H19V123H20ZM22 122H23V121H22ZM22 122H21V123H22ZM28 122H29V121H28ZM39 122H41V121H39ZM58 122H59V121H58ZM216 122H217V121H216ZM216 122H215V123H216ZM1 123H3V122H1V119H0V124H1ZM15 123H16V122H15ZM17 123H18V122H17ZM96 123H93V124L91 125V129H90L91 132H92L94 135H95V134H96V135H101V134L104 135L105 131H104L103 125L100 124V123H99V125H96ZM217 123H218V122H217ZM228 123H229V122H228ZM4 124H5V123H4ZM12 124H13V123H12ZM12 124H11V125H12ZM24 124H25V123H24ZM35 124H36V123H35ZM40 124H41V123H40ZM40 124H38V125H40ZM57 124H58V123H57ZM144 124H145V123H144ZM149 124H150V123H149ZM203 124H205V123H203ZM1 125H2V124H1ZM51 125H52V124H51ZM54 125H55V124H54ZM151 125H152V124H151ZM201 125H202V124H201ZM215 125H216V124H215ZM220 125H221V124H220ZM231 125H232V124H231ZM20 126H21V125H20ZM36 126H37V125H36ZM89 126H90V125H89ZM115 126H116V125L113 124V127H115ZM145 126H146V124H145ZM149 126H150V125H148L147 127H149ZM8 127H9V126H8ZM12 127H13V126H12ZM21 127H22V126H21ZM40 127H41V126H40ZM44 127H46L45 124H44ZM47 127H48V126H47ZM117 127H118V126H116L115 128L118 129ZM147 127H146V128H147ZM200 127H201V126H200ZM206 127H207V126H206ZM4 128H6V127H4ZM17 128H18V127H17ZM22 128H23V127H22ZM0 129H1V127H0ZM2 129H3V127H2ZM2 129H1V131H2ZM52 129H53V128H52ZM148 129H150V128H148ZM148 129H147V130H148ZM5 130H6V129H5ZM7 130H8V129H7ZM18 130H21V128H20V129L18 128ZM55 130H56V129H55ZM119 130H120V129H119ZM145 130H146V129H145ZM147 130H146V131H147ZM15 131H17V129H16ZM15 131H13L12 133H14ZM21 131H22V130H21ZM48 131H49V130H48ZM56 131H57V130H56ZM148 131H149V130H148ZM196 131H197V130H196ZM6 132H7V131H6ZM18 132H19V131H18ZM23 132H24V131H23ZM30 132H31V131H30ZM57 132H58V131H57ZM59 132H60V131H59ZM138 132L136 133V135L138 134ZM9 133H10V131H9ZM16 133H17V132H16ZM20 133H21V132H20ZM32 133H33V132H32ZM42 133H43V132H42ZM47 133H48V132H47ZM113 133H114V132H113ZM145 133H146V132H145ZM147 133H148V132H147ZM196 133H197V132H196ZM4 134H5V132H4ZM6 134H7V133H6ZM6 134H5L4 136H6ZM10 134H11V133H10ZM10 134H9V135H10ZM30 134H31V133H30ZM60 134H62V133H60ZM125 134H126V132H125ZM134 134H135V133H134ZM139 134H140V133H139ZM199 134H200V133H199ZM1 135H2V133H1ZM1 135H0V136H1ZM17 135L19 136V134H17ZM21 135H22V134H21ZM136 135H135V136H136ZM32 136H33V135H32ZM58 136H59V135H58ZM101 136H102V135H101ZM105 136H106V135H105ZM7 137L9 138V136H6V138H7ZM13 137H16V138H17L16 135L13 136ZM48 137H49V136H48ZM63 137H64V135H63ZM21 138H22V137H21ZM21 138H20V139H21ZM64 138H65V137H64ZM0 139H2V136H1ZM4 139H5V138H3L2 140H4ZM10 139H11V138H9V139H7V140H10ZM17 139H18V138H17ZM24 139H25V138H24ZM27 139H28V138H27ZM115 139H116V138H115ZM134 139H135V138H134ZM12 140H13V139H12ZM18 140H19V139H18ZM21 140L24 141L23 138H22ZM59 140H60V139H59ZM62 140H63V139H62ZM14 141L16 142V140H14ZM14 141H13V142H14ZM19 141H20V140H19ZM19 141H17V142H19ZM22 141H21V142H22ZM27 141H28V140H27ZM27 141H26V142H27ZM37 141H38V140H37ZM0 142H1V141H0ZM5 142H6V141H5ZM7 142H10V141H7ZM11 142H12V141H11ZM13 142H12V143H13ZM42 142H43V141H42ZM22 143H23V142H22ZM47 143H48V142H47ZM14 144H15V143H14ZM20 144H21V143H20ZM55 144H56V143H55ZM136 144H137V143H136ZM252 144H253V143H252ZM0 145H2V144H0ZM6 145H7V143H6ZM15 145H16V144H15ZM15 145L12 146L13 149H14V146H15ZM21 145H22V144H21ZM3 146H4V145H3ZM16 146H17V145H16ZM19 146H20V145H19ZM33 146H34V145H33ZM4 147H5V146H4ZM4 147H3V149H4ZM12 147H11V148H12ZM20 147L23 148V146H20ZM20 147H19V149H20ZM67 147H68V146H67ZM114 148H115V147H114ZM253 148H254L255 151H257V153H256L255 151H254V152H255V154L258 155V162L260 163L261 160H262V156H261V154H260V149L257 147V145H253ZM1 149H2V147H1ZM1 149H0V150H1ZM5 149H8V148H5ZM5 149H4V150H5ZM15 149H16V147H15ZM23 149H24V148H23ZM23 149H22V150H23ZM94 149H95V148H94ZM11 150H12V149H11ZM16 150H17V149H16ZM33 150H37V149H33ZM48 150H49V149H48ZM5 151H6V150H5ZM7 151H8V150H7ZM7 151H6V152H7ZM20 151H21V150H20ZM146 151H148V150H146V147H142V146H141V148L139 149V152H140L141 154L138 152V153L141 155V158L143 159V166H144L143 168H144V171H145V172L143 171V173H141V174H142V175H141V178L143 179V181H144V180H147V179H148V180H151V178L154 176L153 172H154V169H155V165H154L155 163H153V159H152L150 156H148V154L146 153ZM6 152H4V153H6ZM10 152H11V151H10ZM14 152H15V151H14ZM21 152H22V151H21ZM8 153H9V151H8ZM25 153H26V152H25ZM30 153H31V152H30ZM32 153H33V152H32ZM39 153H40V152H39ZM44 153H45V152H44ZM104 153H105V152H104ZM0 154H1V153H0ZM6 154H7V153H6ZM10 154H11V153H10ZM14 154H16V153H14ZM34 154H35V153H34ZM56 154H57V153H56ZM17 155H18L19 157H21V156H20L21 154H20V155L17 154ZM25 155H26V154H25ZM27 155H28V154H27ZM31 155H32V154H31ZM38 155H39V154H38ZM257 155H256V157H257ZM1 156H2V154H1ZM12 156H15V155H13V153H12ZM36 156H37V154H36ZM42 156H43V154H42ZM5 157H6V156H5ZM8 157H9V155H8ZM28 157H30V155H29ZM37 157H40V156H37ZM47 157H48V156H47ZM54 157H55V156H54ZM57 157H58V156H57ZM2 158H3V157H2ZM21 158H23V157H21ZM32 158H33V157H32ZM45 158H46V155H45ZM81 158H82V157H81ZM81 158H80V159H81ZM155 158H156V157H155ZM9 159H10V158H8L7 161H8ZM29 159H30V158H29ZM39 159H40V158H39ZM60 159H61V158H60ZM62 159H63V158H62ZM64 159H65V158H64ZM82 159H83V158H82ZM12 160H14V158H13ZM15 160H16V159H15ZM32 160H33V159H32ZM34 160H36V159H34ZM34 160H33V161H34ZM37 160H38V159H37ZM47 160H48V159H47ZM52 160H53V159H52ZM52 160H51V161H52ZM54 160H55V159H54ZM95 160H96V159H95ZM95 160H93V159H87V160L84 161V162H86V165H83V166H85V167L83 168V172H84L83 175H85V176L82 175L83 172H82L81 169H80L78 172H81V175H82L83 177H85L87 183L90 184V187L93 189V191L91 190V192L93 193V194H92L93 197H90V198H89L90 200L87 201V202L90 201V202H92V203L89 202L91 205L87 203L88 205H90V207H89L88 205H86V206H87L86 208H87L88 210H87V209H83V210H87V211L90 212V214H89L90 217H88V212H86V211H84V212H86V216H85V218L82 216V218H83L84 220L90 218V219H89L90 223L88 222V220H85V223H88V224H86L88 228H89V226H90L91 233H90V230H89V229H88V230H89V234H88V230L86 229V230H87L86 232H87L88 235L86 234L85 230H84L83 232H84V235H85L86 237H88V241L90 242V244L92 243L91 245H93V243H94L95 246H97L96 244H99V245H101V246L98 245L99 247H101V248L104 247V248H103L104 250H101V251H100V253H101V252L104 253V254H102V255H104V256H102L103 259L100 258L101 256H100V254L97 252V251H98L97 249L100 250L99 247H95V246H94V247L96 248V250H95L92 246H89V249H87V248H88V244H86V246H85V245H83V246L81 245V246H80V245H79L80 243H79V242L77 243L76 239H74V238H77V237H79V239H80V237L83 235V233L81 234V236L79 235V234L82 232V229H81L80 226H76V225H79V224L81 225V223H79V224L77 223V219L75 220L74 223H73V221H70V219L72 220V218H70V217H72V214H71L70 211H69V213H67L68 215L71 214L70 217H69L68 215L65 216L64 214H66V213L63 214V213L61 212L62 214L60 215V218H59V219L62 220V219H64L65 217H69L70 219L68 218V219H66V220H69L70 223L72 222L71 225H73V224L75 225V226L73 225V226L76 228V230H74V231H75L76 233L79 232V233L77 234L78 236L74 237L76 234H75V232H72L71 230H72V229H75V228H74L73 226H71V227H73V228L70 229V228H69V227H70V226H69L70 223L68 224L69 227L66 225L67 227L64 229L65 234L63 233L64 231H62V230L60 229V227H61V228H64V226H65V225H64L65 223H63L62 221H61V222L63 223V225L61 224L62 226H60V227H59V226H56V225L54 224V223H56L57 225L60 224V223H57V222L55 221L56 219L54 220L55 222L53 221V224L55 225V226H54L55 231H54V228H53V224H52V222H51V224H50V222H49V224H47V225H48V226L50 225L51 228L53 229L52 231L54 232V235H53L54 237H55V235H56V236L61 235V233H63L62 236L65 235V237H67L66 234L68 235V233H69L68 236H69L71 239H74V241H71V240H70V241H71L70 243L73 242V243L76 245V246H75V245L72 243V244L74 245L73 249H74L75 251H76L75 247H76V248L78 247L77 244H78L79 247H80V248L78 247L79 250H80V252H81L85 247H87V248L85 249L86 252H85V250H83V252L79 253V255H80V254H83V256L80 255V258H79V255H78V258L76 257L77 259H79V261L77 260L78 262H80V259H83V258H81V257L87 256V257H84V259H85V258H86V259H87V258H89V259H90V258H94L93 260L91 259L92 262L88 259V260L91 262V264L94 263L93 261H94L95 259H98V258H99V261L101 260V264H102V261H103V260H104L103 262L105 263L106 260H108V259L111 260V259L114 258V256H117L115 259H113V260H114V261H113L114 263H113V262H107V264H111V263H112V264H119V261H120L119 259H122V260L124 261L125 259L131 258L132 256L130 255V256H131V257H130L129 255L126 254L127 251L125 252L126 248L128 247L127 244H125V246H127V247L123 248V250H124V249H125V250L121 252L122 249H121L120 247H124V246H123L124 244L122 245V241H123L124 238L121 237L122 235H120L122 231L120 232V234H118L117 231H116V233H115L114 231H115L116 229H115V230H112V229H113V226L108 225L109 223H107L106 226L108 225L107 227H108L109 231H110L109 226L112 227L111 230L113 231V234H112L111 231H110L111 233H110L109 231H107L108 229H107V227L105 228V224H104V223H106V222L108 221V220L105 219V218H108V217H105V214H107V212H104V211H101V212H100V208H99V207L97 208L98 205H96V202H99V204H100V201H101V203L104 201V203H105V200H106L107 196L109 197V195L114 194V192H113V191H109V189H108L107 187H106V188L103 187V188L98 189V188H99V187H97V183H98L97 181H98V180L96 181V179H95L96 177L94 176V172H95L96 170L93 171V168H94V166H95ZM252 160H253V158H252ZM1 161H2V160H1ZM1 161H0V163H1ZM18 161H19V160H18ZM18 161H17V163H18ZM20 161H21V160H20ZM20 161H19V162H20ZM44 161H45V160H44ZM59 161H60V160H59ZM59 161H58V162H59ZM61 161H62V160H61ZM5 162H6V161H5ZM12 162H13V161H12ZM12 162H11V166H12ZM15 162H16V161H14V163H15ZM34 162H35V161H34ZM42 162H43V159H42ZM46 162H47V161H46ZM69 162H70V161H69ZM256 162H257V161H256ZM3 163H4V162H3ZM22 163H23V162H22ZM73 163H74V162H73ZM73 163H72V164H73ZM79 163H80V162H79ZM79 163H78V164H79ZM262 163H263V162H262ZM1 164H2V163H1ZM5 164H7V163H5ZM18 164H19V163H18ZM18 164H17V165H18ZM29 164H30V163H29ZM29 164H28V165H29ZM39 164H40V163H39ZM41 164H43V163H41ZM44 164H45V163H44ZM44 164H43V165H44ZM52 164H54V163H52ZM82 164H85V163H82ZM82 164H81V165H82ZM13 165H14V164H13ZM15 165H16V164H15ZM25 165H26V164H25ZM2 166H3V164H2ZM4 166H5V165H4ZM4 166L2 167L3 170H4V168H5ZM8 166H9V165H8ZM8 166H7V167H8ZM19 166H20V165H19ZM21 166H22V165H21ZM23 166H24V165H23ZM64 166H65V165H64ZM0 167H1V165H0ZM17 167H18V166H17ZM42 167H43V166H42ZM47 167H48V166H47ZM72 167H73V166H72ZM79 167H80V166H79ZM262 167H263V166H262V164H261V168H262ZM43 168H44V167H43ZM43 168H42V169H43ZM95 168H96V167H95ZM7 169H8V168H7ZM22 169H23V168H22ZM73 169H74V168H73ZM229 169H230V168H229ZM0 170H1V169H0ZM13 170H14V169H13ZM31 170H32V169H31ZM38 170H39V169H38ZM40 170H41V169H40ZM43 170H44V169H43ZM54 170H55V169H54ZM59 170H60V169H59ZM62 170L65 171V169H62ZM1 171H2V170H1ZM9 171H10V168H9ZM20 171H21V170H20ZM23 171H24V170H23ZM23 171H21V172L24 173ZM44 171H45V170H44ZM47 171H48V170H47ZM47 171H45V172H47ZM52 171H53V170H52ZM52 171H49V172H52ZM56 171H57V170H56ZM56 171H55V173H57ZM75 171H76V170H75ZM97 171H98V170H97ZM217 171H218V170H217ZM255 171H256V170H255ZM5 172H6V171H5ZM5 172H4V173H5ZM12 172H13V171H12ZM15 172H16V170H15ZM18 172H19V170H18ZM21 172H19L20 175L22 174ZM61 172H62V171H61ZM215 172H216V171H215ZM1 173H2V172H1ZM1 173H0V176H1ZM7 173H8V171H7ZM7 173H6V174H7ZM25 173H26V172H25ZM62 173H63V172H62ZM99 173H100V172H99ZM216 173H217V172H216ZM227 173H228V172H227ZM240 173H241V172H240ZM240 173H239V176H240ZM242 173H243V172H242ZM9 174H10V173H9ZM11 174H12V173H11ZM26 174H27V173H26ZM79 174H80V173H79ZM229 174H230V173H229ZM14 175H15V174H14ZM16 175H17V173H16ZM46 175H47V174H46ZM56 175H57V174H56ZM61 175H62V174H61ZM66 175H67V174H66ZM81 175H80V176H81ZM4 176H5V175H4ZM8 176H10V175H7L6 177H7L9 180H12L13 177L10 179ZM31 176H32V175H31ZM34 176H35V175H34ZM40 176H42V175H40ZM52 176H53V175H52ZM59 176H60V175H59ZM235 176H236V174H235ZM239 176H237V177H239ZM25 177H26V176H25ZM60 177H61V176H60ZM60 177H59V178H60ZM69 177H70V176H69ZM83 177H82V178H83ZM104 177H105V176H104ZM233 177H234V176H233ZM242 177H243V176H242ZM246 177H247V176H246ZM251 177H252V176H251ZM18 178H19V175H18ZM21 178H22V177H21ZM23 178H24V177H23ZM42 178H43V177H42ZM42 178L40 179L41 181H42ZM55 178H56V177H55ZM59 178H58V179H59ZM217 178H218V177H217ZM16 179H17V178H16ZM16 179H15V180H16ZM49 179L51 180V178H49ZM49 179H47V180H49ZM56 179H57V178H56ZM77 179H78V178H77ZM83 179H84V178H83ZM153 179H154V178H153ZM153 179H152V181H153ZM235 179H237V178L234 177L233 180H232V182H231L230 184L234 185V184H233V181H234V183H235ZM2 180H3V178H2ZM5 180H6V179H5ZM5 180H3L4 183H5ZM9 180H7V181H9ZM43 180H44V179H43ZM53 180H54V179H53ZM112 180H113V179H112ZM12 181H13V180H12ZM12 181H11V182H12ZM16 181H18V180H16ZM20 181H21V179H20ZM38 181H39V180H38ZM84 181H85V180H84ZM143 181H142V184H144V182H145V181H144V182H143ZM152 181H151V182H152ZM253 181H254V180H253ZM0 182H1V181H0ZM9 182H10V181H9ZM22 182H23V180H22ZM44 182H45V180H44ZM54 182H55V180H54ZM60 182H61V180H60ZM63 182H64V181H63ZM73 182H74V181H73ZM76 182H77V181H76ZM239 182H240V181H239ZM248 182H249V181H243L241 184H242L243 186H245V184L248 183ZM251 182H252V181H251ZM4 183H3V184H4ZM12 183H14V182H12ZM42 183H43V182H42ZM78 183H80V182H78ZM226 183H227V182H226ZM0 184H2V183H0ZM18 184H19V183H18ZM21 184H22V183H21ZM28 184H29V183H28ZM47 184H49V183H47ZM64 184H65V182H64ZM66 184H67V183H66ZM4 185H8L7 182H6ZM4 185H3V187H4ZM9 185H10V184H9ZM31 185H32V184H31ZM51 185H52V184H51ZM53 185H54V184H53ZM60 185H61V184H60ZM72 185H73V184H72ZM82 185H83V184H82ZM98 185H100V184L98 183ZM242 185H241V186H242ZM247 185H248V184H247ZM0 186H1V185H0ZM10 186H11V185H10ZM10 186H8V187L5 186V187H7V188L9 189ZM13 186H15V185H13ZM28 186H29V185H28ZM45 186H46V185H45ZM48 186H49V185H48ZM63 186H64V185H63ZM69 186H70V185H69ZM86 186H87V185H86ZM5 187H4V188H5ZM15 187H16V186H15ZM22 187H23V186H22ZM26 187H27V186H26V184H25V188H26ZM76 187H77V186H76ZM118 187H119V186H118ZM235 187H236V186H235ZM235 187H234V188H235ZM259 187H262V189H263V186H262V185L259 186ZM1 188H2V186H1ZM1 188H0V190H1ZM4 188H3V189H4ZM11 188H12V187H11ZM18 188H19V187H18ZM47 188H48V187H47ZM64 188H65V187H64ZM70 188H71V187H70ZM73 188H74V186H73ZM241 188H242V187H241ZM3 189H2V191H3ZM13 189H14V188H13ZM16 189H17V188H16ZM65 189H66V188H65ZM74 189H76V190H75L76 192H75V191L73 192V193H75L76 197H80V196H82L81 193H80V195L78 194L79 191H78V193H77V188H74ZM78 189H82V188H78ZM260 189H261V188H260ZM4 190H5V189H4ZM20 190H21V189H20ZM22 190H23V189H22ZM22 190H21V192H22ZM28 190L30 191L31 189H29V188H26V189H25L26 192H28ZM57 190H58V189H57ZM57 190H55V191H57ZM60 190H61V189H60ZM62 190H63V189H62ZM89 190H90V188H89ZM174 190H175V189H174ZM174 190H173L172 188L169 190V195H170V199H171V200H168L166 204L169 206V210H170V208H173V209H175V210H177V211H178V210L180 211V204H179V203L176 204V201H175V203L173 202L174 199H175V197L177 196V195H176V192H175ZM33 191L35 192V190H33ZM49 191H50V190H49ZM58 191H59V190H58ZM63 191H64V190H63ZM72 191H73V190H72ZM87 191H88V190H87ZM11 192H12V191H11ZM11 192H10V189H9V198L11 197V196H10V195H11V194H10ZM13 192H14V193H18L19 191L15 192V189H14ZM26 192H25V193H26ZM34 192H33V193H34ZM52 192H53V191H52ZM67 192H68V191H67ZM69 192H70V191H69ZM7 193H8V192H7ZM14 193H13V194H14ZM25 193H24V195H25ZM53 193H54V192H53ZM57 193H58V192H57ZM83 193H84V192H83ZM86 193H87V192H86ZM22 194H23V193H22ZM27 194H28V193H27ZM27 194H26V196H28V195H29V197L31 196L30 193H29L28 195H27ZM31 194H32V193H31ZM38 194H39V193H38ZM41 194H42L43 196L46 195V194L44 195L42 192H41ZM55 194H56V193H55ZM55 194H54V197L57 198V196H55ZM71 194H72V193H71ZM71 194L69 195V197L71 196ZM77 194H78V195H77ZM88 194H89V193H88ZM2 195L4 196L5 193H4V194L1 193L0 196H2ZM7 195H8V194H7ZM19 195H21V193H20ZM19 195L17 196L18 199L20 198ZM36 195H37V194H36ZM49 195H50V196L52 195L51 197H53V194H52L51 192H50V193L47 192V195H46V196L48 197V199L51 198V197L49 198ZM60 195H61V194H60ZM72 195H73V194H72ZM75 195H73V196H75ZM90 195H91V194H90ZM21 196H22V195H21ZM46 196H45V198L43 199V201H42V199L40 200V201H42V203H44V201L47 202L48 199H47ZM5 197H7V196H5ZM5 197H4V198H5ZM15 197H16V196H15ZM54 197L51 198V199H54ZM60 197H61V196H59V198H60ZM65 197H66V199L68 200V197H67V196H65ZM71 197H72V196H71ZM1 198H2V197H1ZM1 198H0V199H1ZM4 198H2L1 201H2ZM11 198H14L13 195H12ZM30 198H31V197H30ZM30 198H28V199L26 198V199L29 200ZM32 198H33V197H32ZM35 198H36V197H34L33 199L35 200ZM74 198H75V197H74ZM83 198H84V197H83ZM113 198H114V197H113ZM14 199H15V198H14ZM23 199H24V198H23V196H22V200H23ZM26 199H25V203L27 202ZM45 199H46V200H45ZM72 199H73V198H72ZM72 199H71V200H72ZM77 199L80 200V198H75V199H73V200H76V201H74L75 203H73V202H72V203H73V204H76V202H77L76 205H79L78 203H80V202L83 201L82 198H81L82 201L80 200V202L77 201ZM86 199H88V198H86ZM91 199H92V200H91ZM7 200H8V198H7ZM16 200H17V199H16ZM19 200H20V199H19ZM38 200H39V199H38ZM54 200L56 201V199H54ZM54 200H53V201H54ZM57 200H59V199H57ZM62 200H63V199H62ZM97 200H99V201H97ZM11 201H13V200H11ZM17 201H18V200H17ZM17 201H16V203H17ZM30 201H33V200L31 199V200H29L28 202H30ZM49 201H50V200H49ZM51 201H52V200H51ZM53 201H52V202H53ZM55 201L53 202L54 205L56 204ZM65 201H66V200H65ZM65 201H64V202H65ZM69 201H70V200H68V202H69ZM94 201H95V202H94ZM165 201H166V200H165ZM2 202H4V201H2ZM2 202H1V203H2ZM7 202H10V200H8ZM7 202H6V204H7ZM37 202H38V201H37ZM16 203H14V206H13L14 208H17V207H18V206H17V207L15 206ZM20 203H21V202H19V204H20ZM33 203H34V202H33ZM40 203H41V202H40ZM40 203L38 202V204H40ZM42 203H41V204H42ZM53 203L50 204V202H47V205L50 204L51 206H53V205H52ZM57 203H58V201H57ZM60 203H61V202H60ZM60 203H58V204H60ZM70 203H71V202H70ZM104 203H102V204H104ZM4 204H5V203H4ZM11 204H12V203H11ZM19 204H18V205H19ZM28 204H32V203L30 202V203H28ZM38 204H37V205H38ZM45 204H46V203H45ZM45 204H43V206H44ZM68 204H69V203H68ZM97 204H98V203H97ZM166 204H165V205H166ZM22 205H23V204H22ZM24 205H25V204H24ZM33 205H34V204H33ZM56 205H57V204H56ZM80 205L82 206L83 204L80 203ZM26 206H27V205H26ZM51 206H50V207H51ZM68 206H69V205H68ZM71 206H73V205L71 204ZM71 206H70V207H71ZM81 206H79V207H81ZM84 206H85V205H84ZM99 206H100V205H99ZM110 206H111V205H110ZM6 207H7V206H6ZM8 207L11 208V207H10V204H9ZM23 207H24V206H23ZM30 207H31V205H30ZM56 207H57V206H56ZM63 207H64V206H63ZM77 207H78V206H77ZM77 207H76V206L74 207L75 209H77L76 211H75L74 209H73V210H74L75 213L77 212V214H79V213H81V212H80V208L78 209ZM103 207L105 208V206H103ZM103 207H102V208H103ZM181 207H182V205H181ZM19 208H20V207H19ZM19 208H18V209H19ZM21 208H22V207H21ZM26 208H28V207H26ZM26 208H25V209H26ZM32 208H34V207H32ZM37 208H38V207L35 206V209H37ZM39 208H40V207H39ZM46 208H47V207H46ZM53 208H54V207H53ZM58 208H59V207H58ZM64 208H65V207H64ZM66 208H67V205H66ZM81 208H85V207H81ZM102 208H101V210H102ZM123 208L126 209L127 211L130 210V206H129V204H127V203H123ZM166 208H168V207H166ZM40 209H41V208H40ZM43 209H44V208H43ZM43 209H42V210H43ZM56 209H57V208H56ZM60 209H61V208H59V210H60ZM113 209H114V208H113ZM113 209H111V210H113ZM4 210H6V209H4ZM10 210H11V209H10ZM13 210H15V209H13ZM13 210H12V211H13ZM19 210H20V209H19ZM28 210H29V209H28ZM30 210H31V209H30ZM33 210H34V209H32V211H33ZM42 210H41V211H42ZM59 210H58V211H59ZM71 210H72V209H71ZM78 210H79V212H78ZM83 210L81 209L82 212H83ZM107 210H109V209H107ZM133 210H134V209H133ZM169 210H168V211H169ZM2 211H3V210H2ZM8 211H9V210H8ZM16 211H18V210H16ZM16 211H14V212H16ZM24 211H25V210H24ZM32 211H31V212H32ZM41 211H40V212H41ZM44 211H46V210H43V212H44ZM48 211H49L48 213H50V210H48ZM52 211H53V210H51V212H52ZM54 211H55V210H54ZM62 211L65 212L63 209H62ZM171 211H172V210H171ZM177 211H176V212H177ZM261 211H262V210H261ZM19 212H20V211H19ZM25 212H26V211H25ZM31 212H26V213H28V214L30 213V215L34 216V213H31ZM33 212H34V211H33ZM43 212H42V213H43ZM46 212H47V211H46ZM55 212H56V211H55ZM66 212H67V210H66ZM109 212H110V211H109ZM0 213H1V212H0ZM2 213H3V212H2ZM10 213H11V212H10ZM44 213H45V212H44ZM52 213H53V212H52ZM52 213H51V214H52ZM75 213H74V214H75ZM133 213H134V212H133ZM173 213H174V212H173ZM213 213H214V212H213ZM237 213H239V214L242 216V212L237 211ZM19 214H20V213H19ZM21 214H23V213H21ZM35 214H38V213H36V210H35ZM46 214H47V213H46ZM51 214H50V216H51ZM53 214H54V213H53ZM77 214H75V215H77ZM102 214H104V215L102 216ZM183 214H185V216H188L187 214H189V211H186V212H184ZM216 214H217V213H216ZM6 215H7V214H6ZM41 215H42V214H41ZM43 215H44V214H43ZM56 215H58V214H56ZM56 215H55V216H56ZM62 215H64V218H63ZM82 215H84V214H82ZM107 215H108V214H107ZM109 215H111V214H109ZM112 215H113V214H112ZM117 215H119V214H116V216H117ZM180 215H181V214H180ZM3 216H4V215H3ZM19 216H20V215H19ZM27 216H28V215H27ZM39 216H40V215L38 214V217H39ZM44 216H45V215H44ZM48 216H49V215H48ZM61 216H62V217H61ZM79 216H81V215H79ZM79 216H77V217L79 218ZM21 217H22V216H21ZM34 217H35V216H34ZM36 217H37V216H36ZM41 217H42V219H43V216H41ZM58 217H59V215H58ZM77 217H76V218H77ZM111 217H112V216H111ZM111 217L108 218V219H111ZM128 217H129V216H128ZM1 218H2V217H0V219H1ZM48 218H50V217H48ZM54 218H55V217H54ZM103 218H104L106 221H105ZM130 218H134V215H133V214H130ZM241 218H242V217H241ZM45 219H46V218H45ZM45 219H44V220H45ZM59 219H58V220H59ZM73 219H74V218H73ZM115 219H117V218H115ZM3 220H5V219H3ZM3 220H0V221H3ZM17 220H18V219H17ZM39 220H40V219H39ZM46 220H47V219H46ZM48 220H49V219H48ZM58 220H57V221H58ZM60 220H59V221H60ZM64 220H65V219H64ZM66 220H65L64 222H66ZM81 220H82V219H81ZM129 220H130V219H129ZM6 221H7V220H6ZM6 221H5V222H6ZM41 221H43V220H41ZM41 221H40V222H41ZM50 221H51V219H50ZM82 221H83V220H82ZM86 221H87V222H86ZM111 221H112V220H111ZM187 221H188V220H187ZM3 222H4V221H3ZM7 222L10 223L9 220H8ZM13 222H14V221H12L11 223H13ZM44 222H45V221H44ZM67 222H68V221H67ZM83 222H84V221H83ZM119 222H120V221H119ZM190 222H191V219H190ZM8 223H7V224H8ZM11 223H10V225H11ZM37 223H39V222H37ZM47 223H48V222H47ZM76 223H77V224H76ZM85 223L83 224L84 226H85ZM126 223H127V222H126ZM137 223H139V222H137ZM24 224H25V223H24ZM42 224H43V223H42ZM117 224H119V223H117ZM135 224H136V223H135ZM140 224H141V223H140ZM143 224H144V223H143ZM0 225H1V224H0ZM3 225H4V224H3ZM12 225H13V224H12ZM47 225H45V226H47ZM88 225H89V226H88ZM130 225H131V224H130ZM1 226H2V225H1ZM42 226H43V225H42ZM45 226H44V227H45ZM81 226H82V225H81ZM84 226H83V227H84ZM115 226H116V225H115ZM131 226H132V225H131ZM83 227H82V228H83ZM6 228H7V227H6ZM10 228H11V227H10ZM10 228H8L7 230H9ZM45 228H46V227H45ZM47 228H48V227H47ZM51 228H50V229H51ZM56 228H57V229H60L61 231H60V230H57V231H58V232H57V231H56ZM67 228H69V229H67ZM78 228L81 229V230L78 231ZM84 228H86V226H85ZM84 228H83V229H84ZM115 228H116V227H115ZM139 228H140V227H139ZM0 229H2V228H0ZM4 229H5V228H3L2 231H4ZM17 229H18L17 227H16V230H15V228H12L13 231H14V230H15V231H18ZM66 229H67V230H70L71 232H70V231H67ZM143 229H144V228H143ZM232 229H233V228H232ZM10 230H11V229H10ZM105 230L108 232V234L110 233V234H109L110 236H111V235H112V236L114 235V236H113L114 239H113V237H112V239L115 240L117 243H115V241H113V240L111 239V237L107 236V237L110 238V240H109V238H108V241H110V242H109V243H105V244H106V245L108 244V247H109V244H110L111 242H114L115 245H114V244L110 245L109 249H112V247H113V250H114L115 253H113V252H112L113 250H112L111 252H109V253H111V254H109V253L107 252V250L109 251L108 247H107L106 250H105V247H106V246L103 245V244H104V243H103L104 234L107 233V232H105ZM120 230H121V229H120ZM140 230H141V229H140ZM13 231H12V232H13ZM15 231H14V233H15ZM47 231H48V230H47ZM49 231H51V230H49ZM49 231H48V232H49ZM52 231H51V232H52ZM59 231H60V233H59ZM259 231H260V230H259ZM0 232H1V231H0ZM8 232H9V231H8ZM19 232H20V231H19ZM22 232H23V231H22ZM36 232H38V231H36ZM44 232H45V231H44ZM53 232H52V233H53ZM56 232H57V234H55ZM66 232H68V233H66ZM204 232H205V231H204ZM255 232H256V231H255ZM5 233H7V232L5 231ZM14 233H13V234H14ZM41 233H42V232H41ZM45 233H46V232H45ZM71 233H73V234H75V235H70ZM114 233H115V234H114ZM122 233H123V232H122ZM127 233H128V232H127ZM261 233H262V231H261ZM7 234H11V235H12L11 232H9V233H7ZM7 234H6V235H7ZM15 234H16V233H15ZM15 234H14V235H15ZM22 234H23V233H22ZM50 234H51V233H50ZM108 234H107V235H108ZM138 234H141V233H138ZM0 235H1V234H0ZM2 235H4L3 237H6L5 234H4V232H3ZM2 235H1V236H2ZM17 235H18V232H17ZM17 235L15 236V240H16V238L19 239V238H18L19 235H18V236H17ZM26 235H27V234H26ZM36 235H37V234H36ZM44 235H45V234H44ZM46 235L48 236V234H46ZM46 235H45V236H46ZM115 235H119V236L121 237V239H120V240L117 239L118 236L116 237ZM1 236H0V239H3V238H1ZM8 236H9V237H8L9 240H11V239H10L11 236H10V235H8ZM42 236H43V235H42ZM71 236H73V237H71ZM89 236H90V237H89ZM136 236H138V235H136ZM200 236H201V235H200ZM51 237H52V236H50V238H51ZM59 237H61V236H59ZM86 237H84L83 239L87 241V238H86ZM105 237H106V236H105ZM138 237H139V238H138L137 240H138V242H139V240H140V243H141V245H140V243H138V244L140 245V247L144 248V250L146 249V250L149 252V249H148V242H147V240L144 238V235H143V236H142V235H139ZM196 237H197V236H196ZM262 237H263V236H262ZM8 238H6L5 240H7ZM57 238H58V237H57ZM61 238H62V237H61ZM90 238L92 239L91 241H90ZM115 238H116V239H115ZM122 238H123V239H122ZM136 238H137V237H136ZM197 238H198V237H197ZM21 239H22V237H21ZM23 239H24V238H23ZM25 239H26V238H25ZM46 239H47V238H46ZM106 239H107V238H105V240H106ZM205 239H207V238H205ZM250 239H251V240H254V241H259V240L261 239V237L259 236V234H257V232H256V233L253 232V233H251V235H250ZM262 239H263V238H262ZM13 240H14V238H13ZM15 240H14V241H15ZM57 240H58V239H57ZM68 240H69V239H68ZM81 240H82V239H80V241H81ZM84 240H83V241H84ZM117 240H119V243H118ZM18 241H19V240H18ZM21 241H22V240H21ZM21 241H20V242H21ZM38 241H39V240H38ZM47 241H48V240H47ZM50 241H51V240H50ZM59 241H60V240H59ZM66 241H67V240H66ZM86 241H84V242H86ZM108 241H104V242H108ZM260 241H261V240H260ZM1 242H4V240H3V241H0V244H1ZM10 242H13V241L11 240ZM45 242H46V241H45ZM63 242H64V241H63ZM81 242H82V241H81ZM100 242H101V243H100ZM131 242L133 243L134 241H131ZM7 243H8V242L6 241V244H7ZM13 243H14V242H13ZM13 243H12V244H13ZM37 243H38V242H37ZM39 243H40V242H39ZM60 243H61V242H60ZM70 243H69V244H70ZM87 243H88V242H87ZM120 243H121V244H120ZM125 243H126V242H125ZM129 243H130V242H129ZM129 243H128V245H129ZM255 243H256V242H255ZM259 243H260V242H259ZM2 244H3V243H2ZM4 244H5V242H4ZM4 244H3V247L5 248ZM8 244H9V243H8ZM20 244H21V243H20ZM20 244L18 243V245H20ZM31 244H32V243H31ZM31 244H30V245H31ZM57 244H58V243H57ZM62 244H63V243H62ZM65 244L68 245L67 242H66ZM82 244H83V242H82ZM119 244L122 245V246L119 247ZM252 244H253V243H252ZM13 245H14V244H13ZM15 245H16V243H15ZM25 245H26V247H27V244H26V243H25ZM33 245H34V244H33ZM33 245H31V248L33 247ZM59 245H60V244H59ZM70 245H71V244H70ZM113 245L116 246V247H114ZM250 245H251V244H250ZM253 245H254V244H253ZM259 245H260V244H259ZM259 245H258V246H259ZM6 246H7V245H6ZM16 246H17V245H16ZM16 246H15V247H16ZM42 246H43V245H42ZM45 246H46V245H45ZM62 246H63V245H62ZM62 246H61V247H62ZM71 246H72V245H71ZM71 246H70V247H71ZM3 247H2V248H3ZM9 247H10V246H9ZM11 247H12V245H11ZM20 247H21V246H20ZM20 247H18V249H19ZM22 247H23V244H22ZM34 247H35V246H34ZM40 247H41V245H40ZM40 247H39V248H40ZM54 247H55V246H54ZM82 247H83V248H82ZM91 247L93 248L92 250H91ZM129 247H130V246H129ZM253 247H254V246H252L251 249H252ZM7 248H8V246H7ZM23 248H24V247H23ZM31 248H30V250H31ZM36 248H37V246L35 247V249H36ZM41 248H42V247H41ZM45 248H46V247H45ZM56 248H57V247H56ZM66 248H67V247H66ZM66 248H65V249H66ZM81 248H82V250H81ZM119 248H120V249H119ZM11 249H12V248H11ZM13 249H14V248H13ZM16 249H17V248H16ZM18 249H17V250H18ZM20 249H21V248H20ZM43 249H44V248H43ZM50 249H51V248H50ZM70 249H71V248H70ZM127 249H128V248H127ZM132 249H134V248H132ZM137 249H138V248H137ZM3 250H4V249H3ZM5 250H6V248H5ZM9 250H10V249H9ZM28 250H29V249H28ZM32 250H34V249H32ZM36 250H37V249H36ZM47 250H48V249H47ZM54 250H55V249H54ZM54 250H53V251H54ZM58 250H60V249L58 248ZM63 250H64V248H63ZM63 250H62L61 252H63ZM89 250H91L90 253H89ZM128 250H129V249H128ZM1 251H2V250H1ZM1 251H0V252H1ZM12 251H13V250H12ZM12 251H11V253H12ZM20 251H21V250H20ZM23 251H24V250H23ZM23 251H21V252L23 253ZM25 251H26V250H25ZM56 251H57V250H56ZM104 251H105V252H104ZM132 251H133V250H132ZM2 252H3V251H2ZM2 252H1V253H2ZM5 252H6V251H5ZM5 252H4V254H5ZM14 252H15V251H13V253H14ZM21 252H16V253H18L19 256H20V255H21V254H20ZM28 252H29V251H28ZM28 252H27V254H28ZM35 252H36V251H35ZM37 252H38V251H37ZM40 252H41V251H40ZM44 252H45V251H44ZM48 252H49V251H48ZM67 252L70 254L71 251L69 252V251L67 250ZM67 252H66V253H67ZM78 252H79V251H78V249H77L76 253H74V254L76 255V254H78ZM84 252H85V253L88 252V253L90 254V256H88V253H87V255H84ZM123 252H124V253H123ZM134 252H135V251H134ZM1 253H0V256H2ZM6 253H7V252H6ZM13 253H12V254H13ZM24 253H25V252H24ZM33 253H34V251H33ZM45 253H46V252H45ZM64 253H65V251H64ZM66 253H65V254H66ZM96 253H98L99 255L96 254ZM105 253H106V254H109L110 257H109V258L106 257V256H105ZM112 253H113V254H112ZM120 253H121V254L123 253V254H122L123 256H124V254H125L127 257H126V258H125V257L119 258L120 256H118V255H120ZM128 253H131V252L129 251ZM151 253H152V252H151ZM262 253H264V252H262ZM8 254H9V253H7V255L5 254V256H8ZM18 254H16V255L18 256ZM39 254H40V253H39ZM41 254H42V253H41ZM114 254H115V255H114ZM13 255H14V254H13ZM13 255H12V256H13ZM28 255L30 256V254H28ZM45 255H46V254H45ZM75 255H74V256L70 255L71 258H73V259H72L73 262L76 261V259L74 260ZM97 255L100 256V257H96ZM113 255H114V256H113ZM122 255H121V256H122ZM202 255H203V254H202ZM9 256H10V254H9ZM19 256H18V257H19ZM32 256L34 257V254H33ZM37 256H38V255H37ZM57 256L59 257V256H62V255H60V253H59V255H57ZM65 256H69V255L67 254V255H65ZM112 256H113V257H112ZM128 256H129V257H128ZM2 257H3V256H2ZM22 257H23V256H22ZM25 257H27V256H25ZM44 257H45V256H44ZM104 257H106L107 259L105 260ZM111 257H112V258H111ZM138 257L140 258V255H138ZM147 257H148V255H147ZM261 257H262V256H260V258H261ZM13 258H14V257H13ZM13 258L11 257V259H13ZM15 258H16V257H15ZM28 258H29V257H28ZM40 258H41V257H40ZM51 258H52V257H51ZM54 258H55V257H54ZM59 258H60V257H59ZM68 258H69V259H68ZM68 258H66V260L68 259V260L70 261L71 258H70V257H68ZM139 258H138V259H139ZM3 259H4V258H3ZM3 259H2V260H3ZM8 259H9V258H8ZM17 259H18V258H16V260H17ZM20 259H21V257H20ZM20 259H18V260H20ZM31 259H33V258L31 257ZM37 259H38V258H36V260H37ZM84 259H83V260H84ZM140 259H141V258H140ZM144 259H145V258H144ZM148 259H152L153 261L150 260L151 262H154V261L156 260L155 256L152 255V254H149V258H148ZM257 259H258V257H257ZM0 260H1V257H0ZM6 260H7V257H6ZM14 260H15V259H14ZM21 260L23 261V259H21ZM34 260H35V259H34ZM43 260H44V259H43ZM47 260H48V259H47ZM88 260H84L85 262H83V263H86V261H87L86 264H88V262H89ZM129 260H130V261H129ZM129 260H126L123 264H126L127 262H128V263H129V262H130V263L133 262V264L136 263L135 258H131V259H129ZM131 260H132V261H131ZM4 261H5V260H4ZM24 261H25V260H24ZM40 261H41V260H40ZM69 261H68V262H69ZM72 261H70L69 263H66L65 260H63V262H65L66 264H72ZM97 261H98V260H97ZM99 261H98V263H99ZM111 261H112V260H111ZM123 261H122V262H123ZM145 261H146V260H145ZM2 262H3V261H2ZM5 262H6V261H5ZM7 262H9V261L7 260ZM12 262H13V261H12ZM28 262H29V261H28ZM36 262H38V261H36ZM61 262H62V258H61ZM81 262H82V261H81ZM120 262H121V261H120ZM122 262H121V263H122ZM134 262H135V263H134ZM142 262H143V261H142ZM151 262H150V263H151ZM204 262H205V261H204ZM3 263H4V262H3ZM10 263H11V260H10L9 264H10ZM14 263H16V261H15ZM20 263L23 264V262H20ZM41 263H42V262H41ZM41 263H39V264H41ZM45 263H46V262H45ZM47 263H48V262H47ZM58 263H59V262H58ZM58 263H57V264H58ZM98 263L96 262V264H98ZM104 263H103V264H104ZM121 263H120V264H121ZM128 263H127V264H128ZM130 263H129V264H130ZM146 263H147V261H146ZM253 263H254V259H253ZM0 264H1V263H0ZM4 264H5V263H4ZM6 264H7V263H6ZM18 264H19V261H18ZM35 264H36V263H35ZM89 264H90V263H89ZM99 264H100V263H99ZM136 264H138V263H136ZM139 264H140V263H139Z\"/></svg>", "mask_w": 264, "mask_h": 264}]
</instances>
